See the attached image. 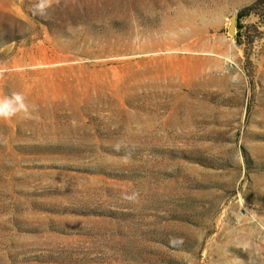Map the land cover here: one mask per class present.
I'll return each instance as SVG.
<instances>
[{"label":"rangeland","instance_id":"374dc122","mask_svg":"<svg viewBox=\"0 0 264 264\" xmlns=\"http://www.w3.org/2000/svg\"><path fill=\"white\" fill-rule=\"evenodd\" d=\"M254 1L0 0V264H264Z\"/></svg>","mask_w":264,"mask_h":264},{"label":"clouds","instance_id":"9594fccd","mask_svg":"<svg viewBox=\"0 0 264 264\" xmlns=\"http://www.w3.org/2000/svg\"><path fill=\"white\" fill-rule=\"evenodd\" d=\"M51 7L52 0H37V3L33 5V14L45 15ZM4 71L5 69L0 68V75ZM20 113L29 114V105L25 102V97L21 93L12 92L9 95L0 97V119H10ZM137 195L136 193L131 195L125 194L122 198L127 201H135Z\"/></svg>","mask_w":264,"mask_h":264},{"label":"trees","instance_id":"16d2710c","mask_svg":"<svg viewBox=\"0 0 264 264\" xmlns=\"http://www.w3.org/2000/svg\"><path fill=\"white\" fill-rule=\"evenodd\" d=\"M259 3L260 0H255L254 2L250 3L249 5H246L242 7L235 15V35L234 40L236 44H241L244 42L246 46H249L252 42V39L250 38L248 31L245 30L241 24L240 21L247 17H254L257 20V25H260L264 27V18L261 16L259 12ZM256 30V27L254 28Z\"/></svg>","mask_w":264,"mask_h":264},{"label":"water","instance_id":"95a60500","mask_svg":"<svg viewBox=\"0 0 264 264\" xmlns=\"http://www.w3.org/2000/svg\"><path fill=\"white\" fill-rule=\"evenodd\" d=\"M234 25H235V15H232L230 17L229 26L227 29V31L230 35L234 34Z\"/></svg>","mask_w":264,"mask_h":264}]
</instances>
